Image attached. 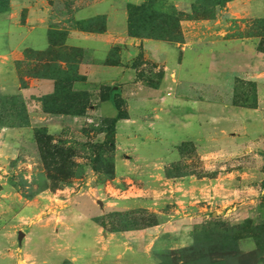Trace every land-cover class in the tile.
<instances>
[{
	"label": "crops",
	"instance_id": "crops-1",
	"mask_svg": "<svg viewBox=\"0 0 264 264\" xmlns=\"http://www.w3.org/2000/svg\"><path fill=\"white\" fill-rule=\"evenodd\" d=\"M147 1L69 0L67 15L56 18L52 0H10L8 10L0 13V95L21 97L30 124L49 131L83 121L97 126L110 121L116 142H137L140 149L146 150L144 157L151 155L152 147L165 157L176 156L183 143L206 147L211 136H239L238 129L242 128L248 130L245 136H258L252 111L264 107V53L257 49L258 37L233 36L231 26L242 20L264 19V0H232L221 9L215 8L210 18H183L179 23L182 41L178 43L129 35L127 5ZM162 1L189 14L196 0ZM51 31L64 33L61 45H52ZM55 47L78 49L81 53L75 62L79 78L69 82L67 88L88 94L83 115L43 110L38 99L54 95L61 84L58 79L29 76L25 85L21 84L16 63H42ZM138 57L160 71L156 84L138 78ZM67 66L58 62L60 70ZM260 75L261 82L257 78ZM239 81L255 85L254 104H236ZM104 89L107 95L102 99ZM117 99L124 104L122 117L116 108ZM241 116L245 117L243 122ZM136 133L138 137H132ZM117 167L114 163L116 176ZM109 187V183L104 189L92 183L83 198L57 196L53 200L58 204L48 196L34 198L26 208L27 220L36 216V204H43L55 207L53 218L59 222L51 228L34 219L33 224H27L28 231L22 232V249L11 255L0 252V264H146L143 257L127 259L134 251L126 245L128 238L160 226L104 230L94 218L108 215L112 204L106 196ZM99 197L101 205L94 204ZM147 247H137L144 257L149 252Z\"/></svg>",
	"mask_w": 264,
	"mask_h": 264
},
{
	"label": "rangeland",
	"instance_id": "rangeland-1",
	"mask_svg": "<svg viewBox=\"0 0 264 264\" xmlns=\"http://www.w3.org/2000/svg\"><path fill=\"white\" fill-rule=\"evenodd\" d=\"M9 1L0 0V10L8 7ZM68 3L69 0H52V14L65 17ZM160 4V13L165 15L162 33L178 37L173 21L167 18L171 17V7L163 1ZM231 28L233 36L257 35L264 49V21L242 20L233 22ZM60 34H54L58 41ZM72 57L73 53L62 47L53 48L49 56L52 60L67 59L73 67ZM136 65L143 83H157L159 70L141 57ZM43 69L31 63L18 64L24 83L30 73ZM257 78L259 82L263 80L261 75ZM62 86L52 101L57 107L64 106L66 92ZM105 95L106 89L100 93ZM235 95L236 104L252 105L255 85L239 81ZM81 98L72 104L77 113H83L86 104ZM116 102L124 114L123 102ZM28 103L33 104L32 100ZM28 118L21 97L0 95L2 254L22 249L25 244L23 238L18 240V233L27 232V224H33L34 219L51 228L59 222L53 218L55 207L43 204H36V216L27 220L26 208L34 198L44 195L58 204L53 200L57 196L83 198L92 183L103 189L109 183L106 196L112 204L108 215L94 218L95 223L114 232L160 226L145 235L128 238L126 245L134 249L127 255L128 260L143 257L146 264H264V107L252 111L258 136H245L248 130L242 128L238 129L239 136H211L206 147L183 143L176 156L167 157L155 147L150 156L144 157L146 150L140 149L137 142H116L110 121L99 126L83 121L49 131L32 126ZM240 118L242 122L245 119ZM135 135L132 137L137 138L138 133ZM114 163L118 165V176ZM88 182L91 183L87 185ZM98 200L94 204L101 205L102 199ZM139 246H148L146 257L137 249Z\"/></svg>",
	"mask_w": 264,
	"mask_h": 264
},
{
	"label": "trees",
	"instance_id": "trees-1",
	"mask_svg": "<svg viewBox=\"0 0 264 264\" xmlns=\"http://www.w3.org/2000/svg\"><path fill=\"white\" fill-rule=\"evenodd\" d=\"M162 0H148L144 4L141 5H133L128 4L127 5V27H128V33L130 36L135 38H150V39H156V40H162L167 41L170 43H178L182 41V34L180 30V21L183 18L187 19H204V18H210L213 16V10L215 8H223L224 5L232 0H196L194 4L192 5L191 12L189 14H184L181 12L176 11L175 9L171 8L172 11L171 17H167L168 19L172 20V26L174 28V32L178 34V37L173 38L167 33H162V25H163V19L165 15L161 14V9L163 6H161L160 2ZM8 5V4H7ZM2 6V5H1ZM8 7L2 6V9L0 10V13L6 12L8 10ZM208 9V10H207ZM261 21H264V19H259ZM55 33H61V37L58 40H56L54 37ZM255 37H258L257 35H254ZM50 38L53 46L61 45V41L64 38L63 32H56L51 31L50 32ZM263 44L258 43L257 49L259 52L264 53V49H262ZM63 48V47H62ZM73 53V67L69 66L71 63L67 59H60V60H52L49 58L50 52L47 53L45 60L42 63H34L33 66H41L44 69L40 72H34L30 73L29 76L31 77H38V78H52V79H58L61 84L63 85L62 88L66 92L65 95H63V101L64 106L57 107L56 105H53L52 101L55 99L58 95L57 92L54 95L46 96L40 98V101L42 103V108L47 113H57V114H72V115H83L87 106H88V94L85 92H73L69 90L67 85L71 81H75L79 78L78 74L75 72V62L77 61L78 57L81 55L80 51L78 49H66ZM62 61L67 63V69L66 70H60L58 67V62ZM23 62H17L16 63V70L20 76L19 70H18V64ZM50 63H53L51 65ZM53 69V70H52ZM52 70V71H51ZM51 71V72H50ZM160 78V77H159ZM20 81L22 86L25 85L23 79L20 76ZM153 85V84H152ZM75 96V97H74ZM79 96H81V100H86V104H84V111L83 113H77L75 110L73 111L72 104L75 101L79 100ZM106 96L102 97V99H105ZM51 103H50V102ZM116 108L118 110V115L122 117L124 114L121 110V106L116 102ZM70 110L72 111L70 113ZM69 111V112H68ZM28 121L26 122V124ZM264 155V153H263Z\"/></svg>",
	"mask_w": 264,
	"mask_h": 264
},
{
	"label": "water",
	"instance_id": "water-1",
	"mask_svg": "<svg viewBox=\"0 0 264 264\" xmlns=\"http://www.w3.org/2000/svg\"><path fill=\"white\" fill-rule=\"evenodd\" d=\"M23 238V233L22 232H19L18 233V240H21Z\"/></svg>",
	"mask_w": 264,
	"mask_h": 264
}]
</instances>
